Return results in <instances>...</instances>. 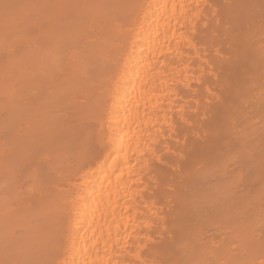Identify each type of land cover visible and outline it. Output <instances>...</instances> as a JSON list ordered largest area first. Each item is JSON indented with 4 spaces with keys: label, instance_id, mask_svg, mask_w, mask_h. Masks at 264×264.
I'll return each instance as SVG.
<instances>
[{
    "label": "bare ground",
    "instance_id": "obj_1",
    "mask_svg": "<svg viewBox=\"0 0 264 264\" xmlns=\"http://www.w3.org/2000/svg\"><path fill=\"white\" fill-rule=\"evenodd\" d=\"M0 264H264V0H0Z\"/></svg>",
    "mask_w": 264,
    "mask_h": 264
}]
</instances>
